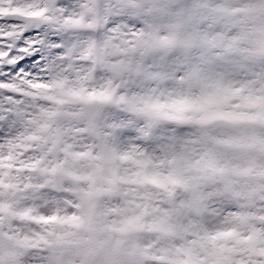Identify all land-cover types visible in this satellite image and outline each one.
<instances>
[{
    "label": "rangeland",
    "instance_id": "1",
    "mask_svg": "<svg viewBox=\"0 0 264 264\" xmlns=\"http://www.w3.org/2000/svg\"><path fill=\"white\" fill-rule=\"evenodd\" d=\"M176 1L147 0L161 11L129 37L124 25L141 26L122 12L129 0L56 3L66 13L42 0H0V14L9 6L38 16L26 39L37 42L43 59L31 68L40 74L50 68L51 81L21 78L0 86L23 92L21 84H28L37 89L30 95L59 106L55 122L46 118L53 113H39L29 124L0 114V258L35 250V257L45 254L44 264H197L211 252L215 264H226L242 242L253 219L249 209L264 201V0ZM201 3L209 11H200ZM79 23L87 26L77 29ZM116 27L123 30L113 35ZM26 29L0 24L6 38L0 45L10 50ZM196 47L198 53L189 51ZM6 57L0 49V62L15 60ZM93 101L98 111L89 118ZM176 119L189 125L175 126ZM247 121L258 125L254 136ZM64 143L77 149L74 166L62 159ZM80 180L89 185L80 215H46L64 206L67 193H32L50 181ZM122 188L127 202L105 207ZM29 208L41 215L18 210ZM223 220L239 231H216ZM21 229L27 235L18 239ZM248 236L243 241L254 250L256 238Z\"/></svg>",
    "mask_w": 264,
    "mask_h": 264
},
{
    "label": "snow or ice",
    "instance_id": "2",
    "mask_svg": "<svg viewBox=\"0 0 264 264\" xmlns=\"http://www.w3.org/2000/svg\"><path fill=\"white\" fill-rule=\"evenodd\" d=\"M55 7L64 9V12H67V9L63 5L56 4ZM151 5L147 2V0H129V2H125L122 5V12L125 16H128L129 24L139 23L141 26L136 27L134 30L129 29L128 25H124L123 29H128V36L132 37L137 33H141L147 22H150L153 19V16H150L149 13L151 11ZM102 5L98 3L97 5V12L99 15L102 16ZM23 18L21 17H0V24H9V25H18L23 23ZM106 23V22H105ZM36 28V27H31ZM30 28L24 30L20 33V38L16 41L14 47L10 50L8 49L7 45H0V49H3L7 52L6 59L11 60L15 58L13 63H5L0 62V70H4L5 74L0 75V85H7L13 82H20L21 78L24 80H33L35 78L37 81L41 82H48L50 83V77L48 75L50 68H46L43 74L37 72L36 68H31V63L37 58L43 59V55L41 51L37 48V42L35 40H28L26 39L30 36V32L28 31ZM121 27H116L113 29V35L117 32L123 30ZM91 31L92 29H84ZM0 39H6L4 37H0ZM44 41L41 40L40 44L43 45ZM19 51L20 55L17 54ZM55 52L59 53L61 51V47H55ZM34 52V55H29L27 59L24 56L29 53ZM27 65V69L25 68ZM30 69V70H29ZM94 76H96V70H94ZM184 77H181L180 80H183ZM21 87L25 89V91H16L9 87L0 86V100L6 101L4 104L0 105V114L3 115L5 121H13L15 122L17 118L24 123L29 124L37 116L39 113H53L52 116L46 118H50L53 122L56 121V115L58 114L59 106L55 104L51 100H44L39 96L30 95V93L36 92L37 89L32 88L28 84H21ZM108 91V89H92L90 93H86L87 95L95 96L98 93L104 94ZM121 94H125L123 91ZM27 105L30 108V111L24 112L23 115L20 113V109L24 108ZM16 109L17 111H13ZM75 127V126H73ZM79 134L83 132H72V134ZM65 136H68L69 133H65ZM11 139V138H10ZM66 149L64 157L65 165L66 166H74L77 157V149L74 145H69L68 143H64L63 145ZM81 150L87 151V147L83 146L80 148ZM75 189V191H74ZM56 190L57 193H67L69 194L70 198L63 200V207H57L54 211L50 214H46L48 216H75L80 215L84 211L80 205L81 200L86 195L87 191L89 190V185L84 182L83 180L72 181L67 184L63 182H55L50 181L45 185H40L32 189V193L40 192L41 195L45 198L52 196V191ZM28 190L26 189L24 193L17 194V198L20 199L22 196H27ZM56 199L57 203H59L58 197H53ZM128 200V196L125 193L124 188L121 189L120 195L113 201L109 200L106 202L105 207H113V206H120L126 203ZM261 202V207L259 209L253 210L249 209V212L253 216V219L249 221L251 227L245 231H242L240 234V238L242 240L239 243L235 250L231 251L230 258L226 261V264H264V201ZM105 207L100 209L101 212L105 211ZM23 215L25 216H39L41 213L36 212L35 210L29 209H18ZM258 217V219H257ZM16 222H23L21 220H17ZM224 228L217 229L216 231H221L224 229L228 230H236L239 231L236 224H228L226 220H223ZM258 230V231H257ZM12 234L14 236L17 235L16 230H12ZM27 235L21 229L20 236L17 238H21ZM248 235H254L256 238V242L254 245V250H250L249 243L243 242V238ZM176 247L179 248V243L177 242ZM49 251V250H46ZM35 252V250H30L29 254H26L24 257L21 258V264H36V261H40L41 264L45 262V254H41L40 257H35L31 253ZM144 264H150L149 261H145ZM197 264H215V257L209 252L207 257L202 262H197Z\"/></svg>",
    "mask_w": 264,
    "mask_h": 264
},
{
    "label": "trees",
    "instance_id": "3",
    "mask_svg": "<svg viewBox=\"0 0 264 264\" xmlns=\"http://www.w3.org/2000/svg\"><path fill=\"white\" fill-rule=\"evenodd\" d=\"M177 1L176 0H171V4L173 5L174 3H176ZM171 4H169V3H165V6L167 7V8H173L172 7V5ZM154 9H155V5H153L152 6V9H151V11H150V13H149V15L151 16L152 14L154 15L156 12H159L157 9H159L160 11H161V8L160 7H158L157 9H156V12H154ZM208 9H210V7L207 5V4H204V3H201V9H200V11H203V12H206V11H209ZM256 14H258V12L256 13ZM260 16L261 17H263L261 14H260ZM247 30H249V32L251 33V34H253V30L250 28V26L248 27H245ZM251 44H249L248 42H247V46L249 47ZM194 49H195V51L198 53L199 52V50H201V48L200 47H196V48H190V50L189 51H194ZM250 49V48H249ZM255 133V132H254ZM247 237V239H250V238H248L249 236H246ZM246 237H244V238H246ZM243 242H245V241H243ZM246 242H248L249 243V247H252V245H251V241H246Z\"/></svg>",
    "mask_w": 264,
    "mask_h": 264
},
{
    "label": "flooded vegetation",
    "instance_id": "4",
    "mask_svg": "<svg viewBox=\"0 0 264 264\" xmlns=\"http://www.w3.org/2000/svg\"><path fill=\"white\" fill-rule=\"evenodd\" d=\"M14 248L16 250H19V249L20 250H25V249H21V247L18 246V245L14 246ZM0 264H19V262H18L17 256L14 255V256H12L10 258H8V257L0 258Z\"/></svg>",
    "mask_w": 264,
    "mask_h": 264
},
{
    "label": "water",
    "instance_id": "5",
    "mask_svg": "<svg viewBox=\"0 0 264 264\" xmlns=\"http://www.w3.org/2000/svg\"><path fill=\"white\" fill-rule=\"evenodd\" d=\"M45 2L49 3V4H52L54 3L56 0H44ZM27 25V22L25 23ZM96 113L95 110H93V112H91L90 116H94ZM176 124H181V125H186L187 124V121H178V122H175Z\"/></svg>",
    "mask_w": 264,
    "mask_h": 264
}]
</instances>
